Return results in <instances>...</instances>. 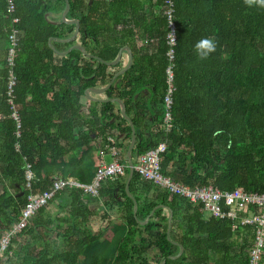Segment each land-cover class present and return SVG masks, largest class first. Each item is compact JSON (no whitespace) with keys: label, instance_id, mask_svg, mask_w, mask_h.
<instances>
[{"label":"trees","instance_id":"trees-1","mask_svg":"<svg viewBox=\"0 0 264 264\" xmlns=\"http://www.w3.org/2000/svg\"><path fill=\"white\" fill-rule=\"evenodd\" d=\"M52 1L63 0H13V16L20 19L13 68L17 77L13 98L22 125L18 138L7 96L13 24L7 0H0V241L26 205L28 163L35 174L32 190L39 194L56 178L91 183L98 165L95 153L107 137L113 136L118 147L127 150L132 129L119 104L93 103L85 93L111 83L120 63H106L137 39L142 45L133 47L131 68L104 93L105 99H121L133 121L134 165L140 155L165 142L162 173L174 181L190 188L212 185L223 192L240 188L264 194V7L246 0H173L176 90L172 126L166 132L162 125L170 65L167 0H148L155 13L142 27L138 21L125 20L127 13L138 10L135 0H93L91 5L71 0L82 46L98 59L75 49L68 57L55 53L50 39L61 51L58 39L74 34L76 25L49 21ZM206 36L213 37L217 47L201 59L194 45ZM152 88L160 91L163 105L155 126L151 105L135 102V96ZM84 99L90 106H84ZM78 122L85 128L78 131ZM144 130H149L145 138ZM122 161L128 165L124 157ZM128 174L126 168L123 177L107 180L98 197L76 188L59 191L50 205L60 199V211L50 215V205L41 208L13 239L2 264H250L251 227L236 231L230 220L206 218L200 205L141 180L136 171L130 182L138 205L135 215L134 201L126 192ZM100 199L102 214L90 207ZM116 207L122 216L113 221L110 211ZM95 217L100 220L98 229L92 226ZM239 232L244 236L240 243L235 240ZM179 246L184 253L173 260Z\"/></svg>","mask_w":264,"mask_h":264},{"label":"built area","instance_id":"built-area-1","mask_svg":"<svg viewBox=\"0 0 264 264\" xmlns=\"http://www.w3.org/2000/svg\"><path fill=\"white\" fill-rule=\"evenodd\" d=\"M7 13L11 16L13 24L12 31L9 35L10 49L8 54L9 75L7 78V96L11 108V118L15 122L16 137L21 136V118L14 103V89L17 84V77L14 73V59L18 47L19 38L18 30L15 27L19 22V17L13 16L16 11L13 0H7ZM173 0L166 1L165 14L168 20L169 33L167 35V53L170 65L166 70L167 74V91L163 100L164 118L163 129L168 132L172 126V106L173 96L176 90L174 86V46L176 44V24L174 22ZM18 149V144H16ZM167 143L161 142L155 149L140 155L134 165L135 171L141 180L151 182L168 193L188 199L194 205L201 206L202 213H209V216L218 220H230L233 223L232 229L237 230L239 227L249 226L254 230L253 245L248 254L251 264H264V194L248 193L240 188L230 192H223L214 186H195L186 187L172 178L164 175L161 168L162 155L166 152ZM110 155L112 161H105V156ZM98 165L96 174L91 183L85 184L74 177L56 178L51 187L39 194L32 190V181L35 174L32 165H26L25 179L26 189L29 191L27 202L22 209L20 217L8 231L4 233L0 241V264L6 259V252L13 239L24 231L31 223L34 215L43 207H48L59 191L66 188H76L83 191L84 194L98 197L100 189L107 180L117 177H123L128 168L122 161V150L116 144L113 136H109L97 153Z\"/></svg>","mask_w":264,"mask_h":264},{"label":"crops","instance_id":"crops-1","mask_svg":"<svg viewBox=\"0 0 264 264\" xmlns=\"http://www.w3.org/2000/svg\"><path fill=\"white\" fill-rule=\"evenodd\" d=\"M69 1V4H70V8H69V11H68V13H67V16H66V18L68 19V20H74V19H77L75 16H74V13L71 11V7H72V1L71 0H68ZM81 1H84L86 4H88V5H91V4H93V0H81ZM155 0H153V2H154ZM134 4H135V6H137V7H139L138 8V10L137 9H135V11H131V12H129V13H127L126 15H125V20H127L128 22H130V21H132V23L134 24V21H138L139 23H140V27H142V24H143V22H144V19H146V18H148L149 17V15H152V14H154L155 13V9H152L151 10V8L149 7V4H148V0H135L134 1ZM49 5L51 6V8H52V10H50V11H52V13L51 14H47V18H48V20L49 21H53L54 23H61V22H63V13L65 12V8H66V0H63V1H61V2H57V1H52V2H49ZM111 13V12H110ZM67 24H69V23H67ZM73 35V34H72ZM72 35H70V36H67V37H65L64 39H62V40H65V39H68V38H70ZM137 38V37H136ZM138 40H140V39H137V41L136 42H134L133 43V45H131V44H127V45H125L124 47H128L130 50H131V52L133 51V47H137V46H140V45H142V41H138ZM53 41V40H52ZM61 44H63L62 46H61V48H62V50L61 51H59V52H61V53H65V52H67L72 46H75V45H81L82 46V43H81V35L80 34H78L77 35V37L75 38V41H73V42H71V43H63V42H60ZM51 44H52V42H51ZM53 46V45H52ZM55 49V48H54ZM58 51V50H57ZM87 52V51H86ZM70 54V53H69ZM69 54L67 55V56H63V57H68L69 56ZM86 55V57L87 58H90L89 56H90V54H84V56ZM128 63H129V57H128V55L125 53L124 55H123V57H122V59H121V62H120V67L119 68H117L116 69V71H121L124 67H126L127 65H128ZM109 85V84H108ZM107 85V86H108ZM91 96L92 97H94V98H97V99H105V95L104 94H101V95H96V94H91ZM86 100H90L88 97H87V99ZM85 99L82 101L83 102V104H84V106L85 107H88V106H90L89 105V103L86 101ZM90 101H92L93 103H97V102H94L93 100H90ZM83 113L84 114H87L88 112H85V109L83 110ZM78 131L79 130H82V129H84L85 128V126L82 124V122H78ZM149 129V128H148ZM143 133H144V138L145 137H147V135H148V132H149V130H144V131H142ZM124 136L122 135L121 136V139L123 138ZM132 139V138H131ZM124 140V145L126 146L127 145V142L129 141L127 138H125V139H123ZM130 143H131V140H130ZM130 143H129V145H130ZM129 147V146H128ZM128 149V148H127ZM126 152H127V150L125 151L124 149L122 150V154H123V157L126 159ZM97 153H98V150L96 151V153H95V155H97ZM74 155H79V152L78 153H76V154H71L70 155V157H68V158H73L74 157ZM106 161V160H105ZM127 161V160H126ZM98 164V163H97ZM112 180V179H111ZM127 180H128V177H127ZM126 183H127V181H126ZM132 195V194H131ZM103 202H104V200L103 199H100V201H98V202H96V203H92L91 204V209L92 210H94V211H96V212H100L99 214H102L103 213V210H101V208H103ZM61 203V200L60 199H57L56 201H55V203H53V204H51L48 208H47V210H48V213L50 214V215H55L57 212H59L60 210H59V204ZM121 210H119L117 207L113 210V211H110V215H111V219L113 220V221H117L119 218H120V216H122L121 215ZM204 215H206L205 213H204ZM207 218H210V216H208ZM94 220H92V226H93V228H95V229H98V227H99V225H100V220H99V218H97V217H95V218H93ZM233 226V225H232ZM246 227V226H245ZM240 228V227H239ZM238 228V229H239ZM252 228V227H251ZM237 229V230H238ZM233 230V229H232ZM236 230V231H237ZM252 230H253V228H252ZM253 232H254V230H253ZM244 238V236L243 235H241L240 236V232H239V234H238V236H236L235 237V240H236V242H238V243H240V242H242V239ZM253 240H254V238H253ZM252 245H253V241L250 243V248L252 247ZM249 248V249H250ZM249 255V254H248ZM263 259H264V255H263ZM249 261H250V258H249ZM251 264V263H250Z\"/></svg>","mask_w":264,"mask_h":264},{"label":"water","instance_id":"water-1","mask_svg":"<svg viewBox=\"0 0 264 264\" xmlns=\"http://www.w3.org/2000/svg\"><path fill=\"white\" fill-rule=\"evenodd\" d=\"M69 8H70V4H69V1L66 0V8H65V12L63 13V22L64 23H69V24H75L76 25V29H75V32L74 34L68 38V39H65V40H62V39H58V42H63V43H71L73 41H75V38L77 37V35L79 34V27H80V21L78 19H74V20H68L66 18L67 16V13L69 11ZM52 42V39H50L49 41V44L51 45L52 49H54V47L52 46L51 44ZM79 50L81 51L83 54H86V51L84 49L83 46L81 45H75V46H72L67 52L65 53H61L59 51H57L56 49H54L55 53L57 55H60V56H67L72 50ZM127 54L128 57H129V63L126 67H124L121 71H119L115 76L114 78L112 79L111 83L108 85V86H105V87H102V88H90L86 91V96L90 99V100H93L94 102H97V103H106V102H115V103H118L119 106H120V111H121V114L122 116L124 117V119L130 124L131 126V129H132V139H131V143L127 149V152H126V160H127V163H128V168H129V174H128V180H127V183H126V192L127 194L133 199L134 201V214L136 215V212H137V209H138V205L137 203L135 202L134 200V197L131 195L130 193V182L134 176V172H135V168H134V162H133V159H132V151L134 149V146L136 144V141H137V134H136V130H135V127H134V124H133V121L131 120V118L126 114V106L124 104V102L121 100V99H118V98H110V99H97V98H94L91 96V94H96V95H101V94H104L108 89L109 87L111 86V84L115 81V79L119 76H122L123 74H125L132 66L133 64V54L131 52V50L128 48V47H123L122 49H120L116 59L112 62H109V63H106L107 65L109 66H115V65H118L120 62H121V59L123 57L124 54ZM90 58H95V59H98V57L96 56H92L90 55L89 56ZM100 60V59H99ZM101 61V60H100ZM102 62V61H101ZM163 207L162 205L158 206L155 208V210H157L158 208H161ZM154 210V211H155ZM154 212L151 213L150 217L153 216ZM148 217L144 222H142L141 224H146L149 220ZM172 217H173V214L172 212L170 211V215H169V229L171 228V220H172ZM176 244V243H175ZM180 247V251L179 253L172 257L173 260H178L181 258V256L183 255L184 253V248L183 246H179ZM163 264H166V262H163Z\"/></svg>","mask_w":264,"mask_h":264},{"label":"flooded vegetation","instance_id":"flooded-vegetation-1","mask_svg":"<svg viewBox=\"0 0 264 264\" xmlns=\"http://www.w3.org/2000/svg\"><path fill=\"white\" fill-rule=\"evenodd\" d=\"M160 91H157L156 89L152 88V90L146 91L143 90V92L141 93V95H137L135 96V102H142V101H146L147 103H149L151 105V114H150V119L151 121H153L152 126H155L156 124H158L161 120V113L163 110V105L160 102Z\"/></svg>","mask_w":264,"mask_h":264},{"label":"clouds","instance_id":"clouds-1","mask_svg":"<svg viewBox=\"0 0 264 264\" xmlns=\"http://www.w3.org/2000/svg\"><path fill=\"white\" fill-rule=\"evenodd\" d=\"M246 2L249 5L255 4L264 7V0H246ZM216 47L217 41L211 36L202 37L194 45L196 55L201 59L208 58L213 52H215Z\"/></svg>","mask_w":264,"mask_h":264},{"label":"rangeland","instance_id":"rangeland-1","mask_svg":"<svg viewBox=\"0 0 264 264\" xmlns=\"http://www.w3.org/2000/svg\"><path fill=\"white\" fill-rule=\"evenodd\" d=\"M105 160H106V162H108V163H110L111 161H112V157L110 156V155H106L105 156ZM206 215H205V217L207 218L208 216H209V213H205ZM31 239H29V238H27V242H29ZM54 243L56 242V244H58L59 242H60V240L59 239H56L55 241H53ZM60 245V244H59ZM63 247V245L62 246H60L59 248L61 249ZM13 261V260H12Z\"/></svg>","mask_w":264,"mask_h":264}]
</instances>
